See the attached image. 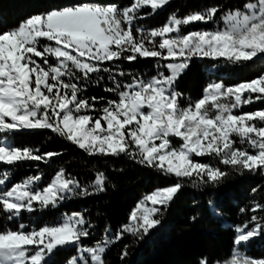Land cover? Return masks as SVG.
Segmentation results:
<instances>
[{
	"label": "snow or ice",
	"instance_id": "6c2138e0",
	"mask_svg": "<svg viewBox=\"0 0 264 264\" xmlns=\"http://www.w3.org/2000/svg\"><path fill=\"white\" fill-rule=\"evenodd\" d=\"M167 2L133 0L122 11L111 4L77 3L31 16L16 28L0 32V133L21 128L50 129L89 155L124 154L178 178L195 176L204 183L218 184L227 173L199 163L193 156L214 155L221 164L236 171H264V126L255 123L257 120L264 123V110L233 113V109L253 102V98L264 100V75L232 86L210 83L203 96L187 107L179 104L182 93L174 88L193 57L224 58L239 63L264 54V0H247L243 9L228 11L222 17L224 26L215 30L180 34L181 25L212 20L220 11L218 6L183 18L170 16L168 23L147 34L140 28L133 29V21L142 7L148 5L155 13ZM41 39L52 43L40 50ZM50 58H55L54 64L49 62ZM138 58L166 61L163 67L167 74L161 72L148 81L134 80L124 85L123 90L119 84L106 89L116 92L118 100H108L95 117L88 112L95 111L97 100L103 98L92 97L90 103L79 96L82 89L78 83L64 79L79 80L76 75L79 73L86 80L91 73L109 72V68L100 67L105 61L133 62ZM209 102L216 109L214 116L209 115ZM233 135L240 137L241 144L246 142L252 151L234 146ZM172 137L182 141L179 147L173 146ZM54 155L59 153L41 154L39 149L0 142V162L9 165L25 160L45 161ZM6 178L5 173L0 184ZM39 178L29 177L23 184L0 193V211L9 213L11 218L23 210L33 211L34 202L41 207L54 206L58 199H63V193L79 187L61 169L42 190L33 191L29 185ZM105 182L104 173L98 172L94 191H104ZM181 187L176 183L147 194L130 214L129 223L111 237L106 230L104 240L95 247L81 246V239L89 235L91 225L84 227L88 222L80 213L56 226L27 231L21 224L18 231L0 232V264H44L46 256L68 244L76 245L80 253L70 264L78 261L89 264L85 253L90 264H104L107 246L123 239L125 233L148 234L160 223L156 217ZM252 191L255 193L257 189ZM83 192L87 194V189ZM149 202L151 207H146ZM260 208L257 204L251 210L256 212ZM251 219L255 224L251 230L248 225L237 227L235 245L264 229L255 215ZM29 248L33 251L29 252ZM126 255L127 245L121 260ZM199 264L209 261L201 259ZM227 264H264V259L243 257L234 249Z\"/></svg>",
	"mask_w": 264,
	"mask_h": 264
},
{
	"label": "trees",
	"instance_id": "16d2710c",
	"mask_svg": "<svg viewBox=\"0 0 264 264\" xmlns=\"http://www.w3.org/2000/svg\"><path fill=\"white\" fill-rule=\"evenodd\" d=\"M246 2L247 0H171L154 14H148L149 9H142L139 13L149 16L136 24L144 23L143 30L150 31L165 25L170 16L183 18L197 11L202 12L210 6H218L220 11L212 20L190 26L191 29L210 31L220 28L225 13L243 9ZM77 3L104 6L111 4L123 10L133 0H0V32L16 28L31 16ZM160 69H165L161 61L155 58H138L133 63L123 64L109 72H95L86 80L80 78V97L87 98L90 103L92 97H102L95 104L100 106L108 100H115L113 95L117 93L106 89L115 88L119 84L120 90H123L124 85L131 84L134 80L148 81L158 75ZM260 75H264V54L253 61L239 63H230L224 58H195L190 60L189 66L176 80L174 88L182 93L179 103L187 107L203 96L205 87L210 83L222 82L226 86H232L251 81ZM256 110H264V100L253 98V102L233 109V113L239 115ZM5 137L8 145L39 149L41 154L51 152L59 155L45 161L25 160L12 166L0 164V178H3L4 173L13 171L9 180L0 184V193L29 177H40V186L46 185L63 169L66 177L78 182L79 187L76 188L79 191L87 189V194L75 196L54 207L37 205L38 212H33L27 219L23 213L10 218L9 213L0 211V232L18 231L21 224L28 231V222L34 229L56 226L64 215L81 213L88 222L85 227L90 224L93 231L85 242L92 245L105 238L106 230L111 237L122 225L128 224L130 214L147 194L179 183L182 185L180 190L156 217L160 223L146 235L133 236L125 233L123 239L109 244L103 254L104 264H199L201 259H207L209 264H227L234 249L241 250L244 257L264 259V229L239 248L234 244L237 227L248 225V230L255 227L251 219L253 215L264 225V171H236L221 164L216 156H206L199 160L200 163L219 168L227 175L218 184L204 183L195 176L178 178L140 164L124 154L89 155L48 129L15 130L5 134ZM98 172L104 173L106 177L105 190L91 193ZM253 188L257 189L255 193ZM257 204L261 208L253 212L251 209ZM125 245L127 255L121 260ZM74 255V248L57 249L45 264H67Z\"/></svg>",
	"mask_w": 264,
	"mask_h": 264
},
{
	"label": "rangeland",
	"instance_id": "374dc122",
	"mask_svg": "<svg viewBox=\"0 0 264 264\" xmlns=\"http://www.w3.org/2000/svg\"><path fill=\"white\" fill-rule=\"evenodd\" d=\"M171 0H168V2L167 3H169ZM166 3V4H167ZM165 4V5H166ZM164 5V6H165ZM164 6H162V7H164ZM161 7V8H162ZM161 8H159V9H161ZM142 9H149V12H148V14H154L153 12H152V9H151V7L150 6H148V5H146V6H144V7H142L138 12H137V14H136V18L134 19V21H133V25H132V27H133V29H136V28H140V29H142L143 30V26H144V23H140V24H136V22L137 21H140V20H143L144 18H141L142 16H146V17H148L149 15L148 14H146V15H141L139 12L142 10ZM159 9H157V10H159ZM124 10V9H123ZM156 10V11H157ZM122 11V10H121ZM155 11V12H156ZM169 22V20L167 21V23ZM195 23H198V22H193V23H190V24H188V25H181V32H180V34L182 35V34H185V33H188V32H192V31H202L201 29H191L190 28V26L191 25H194ZM224 26V23H223V21H222V23H221V26H220V28H222ZM186 29V30H185ZM147 32L148 31H145V30H143V34H147ZM172 35H176V33H173ZM157 39V41H159V37H157L156 38ZM50 43H52V42H49V41H47L46 39H41L40 40V42H39V48H40V50H43V47H44V45H47V44H50ZM261 54H259V55H257L256 57H254L253 59H251V60H249V61H253V60H255L257 57H259ZM35 58V57H34ZM212 59V58H204V57H193L192 59ZM35 59H37L38 61H39V58H35ZM148 59H154V58H148ZM156 60H159V61H161V63H162V67H163V65L166 63V61H163V60H160V59H157V58H155ZM137 60V59H136ZM41 63H42V61H40ZM49 62L50 63H55V58H50L49 59ZM134 62V61H133ZM133 62H129V61H127V60H124V59H120V60H118V61H113V62H109V61H105L103 64H101L100 65V67L101 66H103V67H107V68H109V69H112L113 70V68H117V67H122L123 66V64H126V63H133ZM185 71V70H184ZM74 72H75V70H74ZM161 72H163V73H165V74H167V69L165 68V69H160V70H158V75H159V73H161ZM95 73V72H94ZM91 74H93V73H91ZM90 74V75H91ZM76 75H78V76H80V78L82 77V74H79V73H77ZM158 75H156V76H158ZM64 79L65 80H68V79H73V82H76V83H78L79 82V80H77V79H75V78H70V77H64ZM151 79V78H150ZM149 79V80H150ZM78 86H79V84H78ZM80 87V86H79ZM81 88V87H80ZM82 89V88H81ZM82 92V91H81ZM80 92V93H81ZM80 93H79V96H81L80 95ZM245 95H247V94H245ZM254 95V97H255V95H257V94H253ZM114 97H115V100H118V95L117 94H114L113 95ZM256 100V99H255ZM107 103H103V104H101L100 106H97V105H95V111H89L88 112V114L89 115H91V116H93V117H95V116H98L99 114H100V109H102V107H104L105 105H106ZM180 104V103H179ZM181 105V104H180ZM182 106V105H181ZM183 107V106H182ZM207 109L209 110L208 112H209V115L210 116H214L215 114H216V109H214L213 107H212V105H211V103L209 102V104L207 105ZM258 126H264V123H261L260 121H256L255 122ZM106 126V125H105ZM18 130H32V129H23V128H21V129H18ZM36 130H40V129H36ZM48 130H50V129H48ZM13 131H15V130H13ZM10 132H12V131H10ZM7 133H9V132H6V133H0V142H3V143H6V144H8V141H7V139H6V137H5V134H7ZM233 140H234V142H235V144H234V146H236V147H242L241 146V140H240V137H238V136H235V135H233ZM171 142H172V144H173V146H176V147H179V145L182 143V141L179 139V138H176V137H172L171 138ZM157 143H158V141H157ZM244 144V146H243V148H247L249 151H252V149L251 148H249L248 147V145H247V143L245 142V143H243ZM207 156V155H206ZM206 156H201V157H195V156H193V159L194 160H196V161H198L199 163H200V159L201 158H204V157H206ZM15 163H17V162H15ZM15 163H13L12 165H14ZM0 164H4V165H6V166H12V165H9V164H7V163H5V162H0ZM12 172L13 171H11L10 173H6V180L5 181H7V180H9V175L10 174H12ZM5 174V173H4ZM27 180V179H26ZM41 179L39 178L38 180H34L30 185H29V187L33 190V191H37V190H42L45 186H47L48 184H46V185H43V186H40L41 185V181H40ZM25 181V180H24ZM24 181H22L21 183H19V184H23V182ZM11 187H8V189H10ZM7 189V190H8ZM76 189V190H75ZM95 193V192H97V191H94V189H93V191L91 192V193ZM84 195V192H83V190H80L79 191V189H77V188H74V190L72 191V192H65V193H63V199H58L57 200V202H56V204H60V203H63L64 201H67V200H70L71 198H73V197H75V196H77V197H82ZM142 201V200H141ZM140 201V202H141ZM55 204V205H56ZM37 205H39V206H41L40 204H38V203H33V211H27V210H23L21 213H23V214H25V216H26V219L27 218H29V215H31L33 212H38L37 210ZM54 205V206H55ZM53 206V205H52ZM53 206V207H54ZM146 207H151V205H150V202L149 203H146V205H145ZM136 208H137V206H136ZM135 208V209H136ZM4 212V211H3ZM5 214H7L6 212H4ZM20 213V214H21ZM19 214V215H20ZM81 214V213H80ZM72 214H69V215H64L62 218H61V222H60V224L61 223H63L69 216H71ZM16 216H18V215H16ZM27 227L29 228V230L28 231H32V230H34V228L30 225V222H28L27 223ZM84 227H85V225H84ZM89 230V235L86 237V238H82L81 239V246H83V247H95L96 246V244H97V242L96 243H93L92 245L91 244H89V243H87V242H85V240L89 237V236H92L91 235V233H93V231L91 230V227L88 229ZM253 236H255V235H253ZM252 236V237H253ZM251 237V238H252ZM250 238V239H251ZM104 240V238L101 240V241H98V242H102ZM247 242V241H246ZM246 242H242L239 246H241V245H244ZM236 247H238L239 248V246H237V245H235ZM108 247V246H107ZM69 248H74L75 250H76V255H74L68 262H67V264H70V261H72L73 260V258L74 257H79V255H80V253H78V251H77V246L76 245H74V244H68V245H66V246H63V247H59V248H57V249H69ZM56 249V250H57ZM55 250V251H56ZM235 250H237V249H235ZM33 251V249H31V248H29V252H32ZM243 257H244V255H243V252L241 251V250H237ZM54 253V252H53ZM53 253L51 254V255H49V256H46L45 257V262H44V264L47 262V261H49L50 259H51V257H52V255H53ZM85 255V257L87 258V259H89V264H90V257H88V254L87 253H85L84 254ZM78 264H83V262L82 261H78Z\"/></svg>",
	"mask_w": 264,
	"mask_h": 264
}]
</instances>
